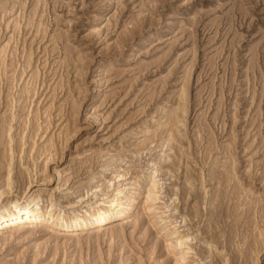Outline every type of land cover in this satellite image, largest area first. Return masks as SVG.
<instances>
[{"label": "rangeland", "instance_id": "1", "mask_svg": "<svg viewBox=\"0 0 264 264\" xmlns=\"http://www.w3.org/2000/svg\"><path fill=\"white\" fill-rule=\"evenodd\" d=\"M8 169L66 218L137 208L80 246L24 228L0 264H264V0H0Z\"/></svg>", "mask_w": 264, "mask_h": 264}, {"label": "bare ground", "instance_id": "2", "mask_svg": "<svg viewBox=\"0 0 264 264\" xmlns=\"http://www.w3.org/2000/svg\"><path fill=\"white\" fill-rule=\"evenodd\" d=\"M11 182V172L8 169L7 183H5L6 188L0 189L1 242L13 238L15 232L23 231L24 228H27L23 233L30 236L41 232L44 236L50 235L58 238L59 236H64L70 240L73 237H77L74 240V245L80 246V235L91 236L96 233L94 236L99 237L101 235L99 233L106 230L111 223H122L128 220L130 211H134L133 209L135 208L134 202L136 198L130 196L124 198L123 193L126 192L125 188L117 187L113 190L111 196L103 202H89L87 206L91 205L93 211L85 210L84 212H77L66 218L62 208L56 211L53 210L54 204L43 209L42 204L40 205L39 199L34 194H25L23 196L18 194L9 195ZM155 189V182L153 180L149 181L144 194L145 202L154 200ZM131 193L140 195L139 191H133ZM122 231L116 230V233L120 234ZM102 234H109V236L111 234L113 236L115 235V231L109 229L106 232H102ZM172 234L174 235V240L167 241L166 247L169 253H173V248L186 245L188 240L187 237L178 235L175 231ZM49 241L47 240L46 244ZM176 256L178 258H175L174 264H181L185 260V253L183 251L177 252L175 254Z\"/></svg>", "mask_w": 264, "mask_h": 264}]
</instances>
